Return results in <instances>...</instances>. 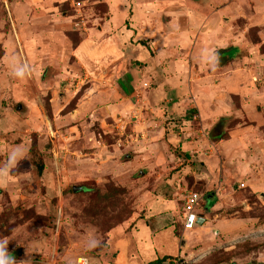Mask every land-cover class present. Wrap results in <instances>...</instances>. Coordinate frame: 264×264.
Segmentation results:
<instances>
[{"label":"rangeland","instance_id":"1","mask_svg":"<svg viewBox=\"0 0 264 264\" xmlns=\"http://www.w3.org/2000/svg\"><path fill=\"white\" fill-rule=\"evenodd\" d=\"M13 1L0 0V37L12 36L21 53L28 30L45 27L14 19ZM60 1L59 11L72 19L63 29L72 44L86 27L97 28L94 17L106 15L107 0ZM240 8V15L229 10L220 19L231 33L228 45L240 49L237 59L217 76L209 67L204 73L215 92L224 85L222 76L227 78L231 85L218 91L225 92L218 99L232 105L207 135L199 132L209 142L199 155L185 156L179 137H191L192 131L172 125L180 118L162 122L170 125L165 134H158L160 124L144 133L135 122L104 132L98 120L84 132L81 124L70 130L74 121L68 114L91 83L65 90L61 82L73 79L65 72L74 66L70 57L55 73L40 67L34 74L50 89L38 101L49 119L44 132H20L3 116L0 102V167L13 148L24 153L7 180H0V239L11 236L7 249L19 248L23 257L37 260L54 252L59 264L78 255L93 264H264V0H246ZM122 19L119 11L114 26ZM58 72L68 78L56 77L52 87L48 77ZM18 105L11 104L14 113L22 112ZM164 112L169 114L164 107L158 117ZM189 191L204 194L201 214L208 198L215 199L208 220L184 230L182 204ZM89 239L99 244L89 248ZM33 240L43 244L41 252L32 251Z\"/></svg>","mask_w":264,"mask_h":264},{"label":"crops","instance_id":"2","mask_svg":"<svg viewBox=\"0 0 264 264\" xmlns=\"http://www.w3.org/2000/svg\"><path fill=\"white\" fill-rule=\"evenodd\" d=\"M61 2H12L14 19L31 21L45 29L31 27L24 35L27 42L21 53L20 43L12 36L0 37V102L4 109L3 116L10 118L20 132L42 133L49 119L38 106V101H43L44 94L50 93V89L34 74L40 67H43V72L50 69L55 73L56 65L58 67L62 61L68 62L70 57L74 59V66L65 72L73 79L61 82L65 84V90L71 89L73 84L79 86L80 82L91 81L83 90L82 101L74 112L68 114L74 121L69 124L70 130H76L81 124L84 132L85 128L89 130L90 124L98 120L104 132H112L123 127L124 123L135 122L133 126H137V129L143 127L142 132L145 133L151 124L162 127V122L168 118H180L172 125L175 124L182 131H192L191 137H187L188 133L179 137L184 154L199 155L201 145H209L208 136L201 137L199 132L207 135L232 105L218 99L225 93L218 91L231 85L227 78L222 76L224 85L217 87L216 92L214 87L208 85L210 79L204 74L208 66L202 62V50L215 48L219 52V64L213 76L227 70V64L237 59L240 49L236 45H228L232 41L231 33L220 19L229 10L240 15L238 9H241V2L245 3L246 0H107L104 19L100 15L94 17L98 20L97 28L86 27L82 37L74 44L63 32L67 22L72 19L59 11ZM119 11L123 19L116 27L114 21ZM10 20L13 21V17L11 19L10 16ZM47 25L51 28H47ZM233 48L234 53L230 52ZM220 50L229 52L220 53ZM22 54L31 71L26 78L18 79L12 75V66L14 59L21 61ZM61 75L48 77V83L54 87L55 78ZM62 76L68 78L66 73ZM52 100L51 94L49 101ZM13 102L22 104V112L12 111ZM164 107L169 114L164 112V116L158 117V112L160 114ZM168 126H163L158 134H165ZM168 208L166 204L165 209ZM207 208L202 209L206 220L211 212V207ZM30 245L33 252L44 248L36 240L31 241ZM7 250L16 264L25 261L43 264V259L37 260L40 257H23L19 248L10 247ZM75 258L67 257L66 260L68 264H74ZM90 264H93L91 259Z\"/></svg>","mask_w":264,"mask_h":264},{"label":"clouds","instance_id":"3","mask_svg":"<svg viewBox=\"0 0 264 264\" xmlns=\"http://www.w3.org/2000/svg\"><path fill=\"white\" fill-rule=\"evenodd\" d=\"M202 62L205 63L210 70H215V68L219 64V52L215 48H205L202 50L201 54ZM31 71L30 66L20 61L19 59H14L13 66H12V75L18 79H24L28 76L29 72ZM24 153L18 149L13 148L8 153V160L7 163L0 167V180L6 181L7 177L10 173L12 166L22 158ZM87 247L94 248L99 244V240L96 239H89L87 240ZM8 240L7 238L0 239V264H16L14 259L11 257L7 250ZM26 264V262H25Z\"/></svg>","mask_w":264,"mask_h":264},{"label":"built area","instance_id":"4","mask_svg":"<svg viewBox=\"0 0 264 264\" xmlns=\"http://www.w3.org/2000/svg\"><path fill=\"white\" fill-rule=\"evenodd\" d=\"M240 186H244V183H241ZM203 198L204 194L197 191H189L184 195L182 204V225L184 230L195 227L197 218L203 216V214L198 212ZM55 255L56 253L52 252L50 254L51 258L43 259V264H59V260L56 259ZM74 264H90V258L85 255H78Z\"/></svg>","mask_w":264,"mask_h":264},{"label":"trees","instance_id":"5","mask_svg":"<svg viewBox=\"0 0 264 264\" xmlns=\"http://www.w3.org/2000/svg\"><path fill=\"white\" fill-rule=\"evenodd\" d=\"M235 48H233V49H230V52H232L231 50H234ZM227 53L228 54V52H229V50H220V53ZM218 125V124H217ZM217 125H215V126H217ZM214 126V127H215ZM214 135H217V134H210V137L211 138H215V137H222V135L221 134H218L217 136H214ZM221 135V136H220ZM185 156L186 157H189V154H185ZM214 199H215V197H212L211 199H210V202H209V206H212L213 204H214Z\"/></svg>","mask_w":264,"mask_h":264},{"label":"water","instance_id":"6","mask_svg":"<svg viewBox=\"0 0 264 264\" xmlns=\"http://www.w3.org/2000/svg\"><path fill=\"white\" fill-rule=\"evenodd\" d=\"M20 107H21V105H18V108H20ZM205 221H206L205 217H203V216H199V217L197 218L196 224H197V225H202ZM183 244H184V240H182V245H183Z\"/></svg>","mask_w":264,"mask_h":264}]
</instances>
